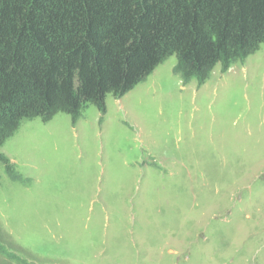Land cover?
<instances>
[{"label": "rangeland", "instance_id": "1", "mask_svg": "<svg viewBox=\"0 0 264 264\" xmlns=\"http://www.w3.org/2000/svg\"><path fill=\"white\" fill-rule=\"evenodd\" d=\"M176 64L1 133L0 264H264V44Z\"/></svg>", "mask_w": 264, "mask_h": 264}, {"label": "trees", "instance_id": "2", "mask_svg": "<svg viewBox=\"0 0 264 264\" xmlns=\"http://www.w3.org/2000/svg\"><path fill=\"white\" fill-rule=\"evenodd\" d=\"M261 44L264 0H0V143L23 120L104 110L172 55L203 81Z\"/></svg>", "mask_w": 264, "mask_h": 264}]
</instances>
